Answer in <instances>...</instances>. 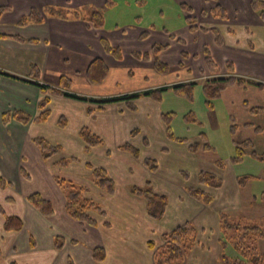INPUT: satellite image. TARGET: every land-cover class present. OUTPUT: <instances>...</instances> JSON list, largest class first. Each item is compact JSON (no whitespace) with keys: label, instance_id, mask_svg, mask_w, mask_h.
Listing matches in <instances>:
<instances>
[{"label":"crops","instance_id":"obj_1","mask_svg":"<svg viewBox=\"0 0 264 264\" xmlns=\"http://www.w3.org/2000/svg\"><path fill=\"white\" fill-rule=\"evenodd\" d=\"M241 1L244 2L243 10L240 7L234 11V14L238 16L239 22L232 26H228L230 24H227L225 27V35L231 38L228 41L223 38V35H220L222 31L217 27L203 29L197 24H194L197 30L193 31L191 29L192 26L188 24L185 36L189 37L191 43L195 46V50L190 51L188 50V41L184 35H181V32L179 33L176 30L166 28H163L164 32H161L159 29L152 27L151 23H144L148 15V10L144 14L145 6L148 2L146 0H0V6L6 5L11 7V11L4 14L0 20V70L26 80L20 81L5 75H0V163L6 169L11 170V172H16L19 175L17 176L18 179L20 175L22 177V168L27 172L26 165L28 164L27 168L32 167L37 173L36 178L27 172L29 174L28 181L32 182L33 178L35 180L39 178L40 184L39 189H35V191H25L18 194V201L21 203V209L18 211L12 209L8 213L6 211L7 207L15 205L16 200L9 193L3 194V196L1 195V238L9 233L19 235L23 230L6 231L4 224L6 218L9 216L20 217L23 220L24 226L28 218L31 220L35 218L36 220L34 222L36 223L53 221L52 219L44 220L49 217L44 218L43 215L28 203L27 197L35 192L41 193L54 206L59 202L60 208L63 210L61 220L64 221V225L68 224L75 229L85 228L70 219L66 214L65 194L55 181L60 171H67L69 179L66 180L77 183V180L80 178V183L77 184L89 188L87 194L89 198L90 194L93 193L105 199H116V205L111 201L113 203L109 206V211L111 212L115 206V209L118 207V224L113 223V213L109 215L107 210H105L106 218H102L104 220V222L101 221L102 225L91 227L101 229L104 233V235L102 234L103 236H99L100 238H98L96 244L92 243L90 245V249L88 250V257L92 258L93 261L94 248L104 247L107 252V257L102 264H130L127 256L131 254L130 259L132 258V254L137 248L136 243L140 240L150 261L149 264H154V252L149 248L148 241H154L157 247H160L163 244V234L172 231L186 222H192L199 231L198 243L194 250L180 264H219L220 255L223 251L219 223L220 214L225 213L223 206L226 203L233 202L234 197L237 198L238 188L241 187L238 183V177L234 180L236 184V188L234 189L227 188L224 182V185L220 189L210 190L214 195V201L211 205H203L187 194L186 187L189 186V180H186L184 177L182 180H179L178 186L181 195L177 200L172 201L164 190L159 189L158 185L157 189L154 181L150 178L152 175H157L159 165L157 171H150L145 166V161L155 159L147 155L141 157V150L153 144L150 136L146 133L145 128H149L152 132L158 131L160 136H162V151L165 152L164 156L169 155L167 146L172 141L166 135V126L162 119V114L164 113L162 112L160 102L149 96H141L134 101L136 106L135 111L129 110L127 103L118 102L90 116L87 113L88 104L85 101L48 94L50 98L49 108L51 110V116L46 123L32 121L27 125H23L15 120H11L6 125L3 122L2 116L11 110H21L32 117H36L39 114L38 104L43 98L41 89L36 84L39 83L41 85L58 88L62 77H67L72 81V93L97 100L134 93H144L176 84L190 83L195 80L191 78L192 68L190 66V56L198 55L202 50L203 58L200 57L201 60H199L198 64V70L201 75L204 71L206 73L208 72L205 63V53L208 50V53L220 68L226 66L228 62H231L235 74L240 77L245 76L246 78L247 75L241 70H238L237 66L243 64V66H246V69H250V63H254L255 61L253 54L255 51L248 49L246 39L245 45H241L234 29H239L245 37L252 35L250 32L251 25L247 21V18L251 19V12L263 25L264 21L251 9L252 0ZM177 2H180L182 5L186 4L184 0H177ZM216 2L219 1L216 0ZM166 3V7L155 3V7L149 8L151 18H154V20L160 17L166 18L167 11L165 9L169 10L171 5L168 1ZM219 5L220 7L223 6V4ZM50 6L64 9L67 13V19L43 15L44 21L41 24H30L26 27L18 26V22L24 16H27L32 9L43 13L44 9ZM86 6L104 12L105 23L102 28L96 29L88 21L71 17L74 11H79ZM11 14L13 16H10ZM208 14L203 12L205 16ZM214 16L216 17L215 19L219 18L216 14ZM228 18L226 11V17H221V19L227 21ZM143 33H147L148 37L141 39L140 37ZM3 35L20 36L24 39H34L37 42L20 43L10 38H3ZM103 39L108 40L112 46L121 48L123 53L121 60H116L106 53L102 44ZM156 44L168 46V49L161 53L160 59L170 67L167 74L178 73L177 76L179 78L177 80L171 81L163 77L160 78L158 75L161 73L156 70L152 58L144 61L136 59L133 56L135 52L151 53L153 46ZM97 58L102 59L106 63L109 67V74L101 84L95 85L89 82L87 70ZM254 64L260 67L264 65V60H257ZM33 65L40 71L39 78H34L31 75ZM207 75L209 76V72ZM180 76L182 77L180 78ZM127 85L132 87H127ZM134 85H137V88H133ZM140 103L143 104L144 109L140 107ZM153 115L155 117V124L148 125L147 119H151ZM62 117H65L67 120V126L65 128H60L59 126V120ZM84 127L90 129L104 141L102 146L92 149L89 153H85V144L79 135L81 129ZM138 135L144 136L142 138L143 147H141V150L137 148L140 152L139 157L136 158L129 152L120 150V147L125 144H130L135 147L132 141ZM39 136L47 138L53 144L61 145L63 152L60 156L49 161H44L40 151L33 142V139ZM173 143L176 145V142L173 141ZM186 145L187 148L184 147V150H182L184 156L191 153L189 145ZM109 152H111V155L108 154ZM123 153H128L130 156L125 157H130V159L135 161L134 168L129 164L125 165L124 162L117 161L113 158H118ZM192 154L197 155L198 153ZM73 156L80 158L81 162L72 164L65 169L53 166L54 162L59 158ZM217 162L216 167L219 168ZM87 164L105 168L108 171L109 176L116 183V192L113 196L107 195L94 185L92 171L87 167ZM136 172L142 174L144 178L142 185H140L141 187H144L147 182H151L153 191L156 194L168 197L169 204L162 219L153 220L148 216L147 202L132 194V185H127L126 190L128 192L126 193V197L120 202L121 200L119 199L121 197L117 196L120 183L118 184L116 180H122L124 178L131 180ZM211 173L216 174L222 179L216 171ZM73 176H78L79 178L76 180ZM167 176L170 177V174L167 173ZM164 183L168 184V180L164 179ZM121 186L124 188L123 183ZM53 189L55 193H53ZM6 190L7 184L3 187L0 185L1 192ZM175 201H177V205L186 204L193 207L196 212L206 216V219L208 217L211 223H194L191 218L187 219V217L177 214L179 217H176L170 223V228L167 232L161 233V231L151 230L150 227L153 222L166 221ZM124 202L126 203L124 204ZM239 202L240 198L238 197L237 203ZM56 216L57 210L55 208V214L51 217ZM105 222H109L110 226H105ZM52 228L53 225H51L50 229ZM71 232L74 231L72 230ZM70 237L72 239L68 241L69 245L79 246V241L75 235H71ZM53 239L52 237V240L48 242V248L53 253H60L66 245L58 250ZM6 248L9 252H15L17 250L13 240ZM28 248L33 252L38 249L36 244L32 246L31 241L29 242ZM229 249V247L226 249V253L230 257L235 258L238 256L235 250H232L235 252V255L229 254ZM81 253L84 252L81 251Z\"/></svg>","mask_w":264,"mask_h":264},{"label":"rangeland","instance_id":"obj_2","mask_svg":"<svg viewBox=\"0 0 264 264\" xmlns=\"http://www.w3.org/2000/svg\"><path fill=\"white\" fill-rule=\"evenodd\" d=\"M146 1L148 2L145 6L144 14H146L148 10V15L145 18L144 23H151L152 27L159 29L161 32H164L163 28L176 30L179 33L181 32V35H184L185 39L188 41V50L190 51H194L195 46L191 43L190 38L185 36L189 18L193 19L195 24L203 29L217 27L220 31H222V33L220 32V35H223V38L228 41L231 38L225 35V27L227 24H230L228 26H232L238 23L239 19L238 16L234 14V11L238 10L240 7H242V10L244 8V2L241 0H218L219 2H216V0H184L186 3L184 5L177 2V0ZM166 1L171 4L169 10L165 9V11H167V17H160L157 20L151 18L149 15V8L155 7V3L162 7H166ZM219 4H223L221 7L227 9L226 11L229 17L227 21H223L221 19L222 11L219 8ZM186 5L191 9L190 11L183 7ZM212 9H214V11L211 12ZM165 11L163 10L164 13ZM203 12L209 14L205 16L203 15ZM215 14L219 18L215 19ZM10 16H13V14ZM247 21L251 25L250 32L252 35L245 37L239 29H234L236 35L238 36L237 38L240 40L242 46L245 45V39L247 40L246 43L248 45V49L255 51L253 53L255 61L264 60V25L258 21L255 16H253L252 12L251 19L247 18ZM190 57V66L192 68L191 78H194V81H197V85L194 87L193 91V100L191 101L187 98L178 96L172 90H169L162 93V99L158 102H160L163 113L176 114L175 118L172 120L171 127L177 137L187 139L190 143H194L200 141L201 133H205L208 143L213 148L212 151H200L197 155L189 153V155L184 156L182 150H184V147L187 148V145L185 143L178 142L174 145L172 141L167 146L169 149V155L164 156L165 152L162 151V136H160L158 131L152 132L149 128L145 129L147 135L150 136L153 143L151 146L141 150V147H143L142 138L144 137L142 135H138L132 143L136 148L141 150V157H145L147 155L153 157V159L157 161L159 171L156 173L157 175H152L150 179L154 181L155 187L157 188L158 185L159 189L164 190L172 201L177 200L181 195L178 184L179 180H182L184 177V174L189 176V186H198V174L201 171H216V173H219L222 177L223 185L225 182L226 187L229 189L236 188L234 181L236 177L253 176L254 179L250 180L246 186L238 188V194L236 197L240 198V202L237 203V198L234 197L233 202H228L223 206V210L225 214L228 215L231 222L241 223L244 226L264 225V160L259 161L251 156L252 151L257 152L260 155H264V113L253 114L251 112V109L254 107H264V89H260L257 86L250 84L246 85L244 88L238 86L231 87L225 90L220 98L212 102L213 107L210 109L207 105V99L203 89V79L211 76V74L209 73L208 76V72L206 73L204 71L205 73L202 72L201 75L198 70L199 60H201L200 57L203 58V50L198 55H191ZM254 63H250V69H246V66H243V64L238 65L237 68L247 75L246 78L251 79L254 82L264 83V65L257 67ZM218 68L220 69V75L227 74L226 66L222 68L218 66ZM177 74L178 73L175 72L173 74L166 73L158 76L160 78L163 77L174 81L179 78ZM181 77L182 76H180V78ZM127 87L132 86L127 85ZM133 88H137V85H134ZM140 107L144 109L142 103H140ZM190 112L194 113L196 123L188 124L186 122L185 117ZM147 123L148 125L155 124L154 115L151 119H147ZM234 126L236 127L235 129L233 128ZM247 140H251L253 149H249L240 162L233 163L232 159L236 156L234 141L244 142ZM125 156L130 155L128 153H123L120 157L113 158L117 161L124 162L125 165L129 164L134 168L135 161L130 159V157L126 158ZM217 161H221L223 163V168L220 169L216 167ZM27 165V172L36 177L37 173L32 167L27 168ZM137 172L131 180L127 178L116 180L118 184L120 183L117 193V196L121 197L119 199L121 200L120 202H122L126 197V193L128 192L126 190V187H128L127 185H142L144 178L142 174ZM15 173L6 169L0 163V176L5 179L7 184V190L2 192L0 191V197L1 195L3 196V194L9 193L14 196L16 200L15 205L7 207L6 211H8V213L10 212L9 210L12 211V209L15 211L21 209V203L18 201L19 193L25 191L32 192L40 187L39 178L36 180L33 178L32 182H29L28 178H25L23 175L22 177L20 175L18 179L17 176L19 175ZM167 173L170 174V177L167 176ZM57 175L60 178L69 179L67 171H60ZM73 178L77 180L79 177L73 176ZM79 179L77 180V183H80ZM164 179L168 180V184L164 183ZM122 183L124 184V188L121 186ZM53 193H55L54 189ZM90 198L98 202L104 210H107L109 215L113 213V223L118 224V207L115 209V206L111 212L109 211V206L113 202L114 205H116L115 198L105 199L93 193L90 194ZM126 202H124V204ZM56 206L54 207L57 210V216L44 219H52L53 221H47V223H36L34 222L36 220L35 218L32 220L28 218V221L19 235H12L9 233L8 235H4L3 238L0 236V264H92L93 262V264H102L96 263L92 260V258L88 257V250L90 249V245H92V243H97L98 238H100L99 236L104 235L103 231L86 225H84L85 228L81 227V229H75L68 224L64 225V221L61 220L63 210L60 208L59 202ZM177 214L179 216L187 217V219L191 218L194 223H211L208 217L207 220L205 218L206 216L196 212L193 207L186 204L177 205V201H175L166 221L158 223L153 222L150 227L151 230L153 229L157 232L161 231V233L165 231L167 232L170 228V223L175 220L176 217H179ZM93 216L96 217L102 225L101 221L104 222V220L95 214ZM51 225H53L52 229H50ZM72 230L74 232H71ZM71 235H75L76 239H78L79 246L69 245L68 241L72 239V237H70ZM58 236L63 237L65 243L64 246H66L60 253H53L48 248V242L52 240V237L55 241ZM12 240L15 242L17 247L15 252H9L6 248L8 244L10 245ZM30 241H33L38 247V249L34 252L28 248ZM136 244L137 248L134 250V253L132 252V258L130 259V254L127 256V260L130 264H149L150 261L140 240ZM255 245L262 253H264V240L257 241ZM229 248L228 253L235 255V252L232 251L234 250L233 247L229 246ZM81 251L84 253H81Z\"/></svg>","mask_w":264,"mask_h":264},{"label":"trees","instance_id":"obj_3","mask_svg":"<svg viewBox=\"0 0 264 264\" xmlns=\"http://www.w3.org/2000/svg\"><path fill=\"white\" fill-rule=\"evenodd\" d=\"M189 11L191 10L187 6H183ZM222 11V17H226L225 9L220 7ZM251 9L256 12L262 21H264V1L263 0H252ZM11 11L10 6H0V20L4 14ZM43 15L49 17H58L62 19H67V13L64 9L58 7H46L43 13H40L36 9H32L27 16H24L19 22L18 26L26 27L30 24H41L44 21ZM72 18L81 19L88 21L96 28H101L105 23V14L103 11L86 6L79 11H74L72 13ZM188 24L192 27L193 31L197 30L194 26L195 22L193 19H188ZM3 38H10L20 43H35L34 39H24L20 36H9L3 35ZM148 37L147 33L141 35V39ZM174 37V36H172ZM181 41V40H180ZM104 50L109 55H112L115 59H122V50L119 47H114L106 39L102 40ZM167 45L156 44L153 46L151 53H133L136 59L148 61L151 58L154 61L156 70L161 74H166L169 72L170 67L168 64L164 63L160 59V55L163 51L167 50ZM206 50V67L208 72L211 74L203 81V89L207 99V105L212 109V102L221 97L222 93L234 86L246 87V85H255L260 89H264V83L254 82L251 79L240 77L235 74L234 67L231 62L226 65L227 74L220 75L217 63ZM109 74V67L102 59H95L87 70V77L90 83L98 85L101 84ZM0 75H5L13 79L20 81H26L20 77L5 73L0 70ZM31 75L34 78L40 77L39 69L33 65L31 70ZM40 87L43 94L42 100L38 104L39 114L32 118L31 115L23 112L21 110H14L3 114L4 124H9L10 121L16 120L17 122L27 125L34 121L36 123H46L51 116V110L49 108L50 98L48 94L68 97L75 100H82L88 104L87 113L92 116L97 111L104 110L107 106L118 103L125 102L127 107L131 111L136 110L134 101L141 96H149L156 101H161L162 93L172 90L176 95L193 100L194 87L197 85V81H192L190 83L176 84L170 87L159 88L156 90H151L144 93H134L130 95L105 98L101 100L86 98L78 96L71 92L73 84L72 81L67 77H62L58 88L49 87L46 85L36 84ZM96 106V107H94ZM253 114H263L264 107H254L251 109ZM175 113H164L162 114V119L166 126L167 138L171 141L178 143H185L189 145V150L191 153L210 152L212 147L207 141L205 133L200 134V141L190 143L187 139L179 138L175 135L173 128L171 127L172 120L175 118ZM185 120L188 124L196 123V117L193 112H190ZM60 128H65L67 126V120L62 117L59 120ZM236 128L235 126L233 127ZM135 133V132H134ZM80 138L85 144V153H89L92 149L100 147L104 144L103 139L93 133L90 129L84 127L81 129ZM34 144L40 151L42 159L44 161H49L55 157L60 156L63 152V147L59 144L51 143L47 138L39 136L33 139ZM234 146L236 150V156L232 159L233 163L240 162L246 155L249 149H253V144L251 140L244 142L234 141ZM120 150L129 152L134 157H139L140 152L137 148L130 144H125L120 147ZM111 155V152L108 153ZM251 156L259 161L264 160V155H260L255 151L251 152ZM81 159L78 157H61L56 160L53 164L56 168L65 169L72 164L80 163ZM145 166L150 171H157L158 164L155 160H146ZM219 168H223V163L221 161L217 162ZM87 167L92 171L94 185L99 189L104 191L107 195L113 196L116 192V183L109 176L108 171L105 168L94 167L91 164H87ZM22 175L29 179V174L25 169L22 168ZM184 178L188 180L189 176L184 174ZM254 179L253 176L238 177V183L241 187L246 186V184ZM57 185L64 191L66 199V214L73 221L86 225L89 227H97L100 225L98 219L93 215H97L101 218H106V212L98 202L89 198L87 196L89 188L84 186H79L72 181L66 180L65 178L57 177L55 178ZM5 180L0 176V185L5 186ZM223 186V180L216 174L201 171L198 175V186H188L186 187L187 194L194 200L202 203L203 205H211L214 201V195L210 190L220 189ZM131 192L133 195L144 199L147 202V214L153 220H160L164 217L167 207H168V197L165 195L156 194L153 191L151 182H147L144 187L132 186ZM28 203L41 215L44 217H51L55 214L54 204L44 197L41 193L35 192L27 197ZM220 231H221V245L222 254L220 255L219 264H264V253H262L255 243L259 240H264V225H252L244 226L241 223L231 222L228 215L225 213L220 214ZM105 226H110L109 222L104 223ZM24 223L20 217L9 216L5 220L4 229L6 231H20L23 229ZM199 231L192 222H186L172 231L162 235L163 244L157 247L154 241H148L149 248L154 252V264H180L185 258L194 250L198 243ZM63 237L58 236L55 240L56 248L62 249L64 247ZM32 246L35 243L32 241ZM232 246L233 249L238 253L237 257H230L226 253V249ZM1 255V249H0ZM107 252L104 247H96L93 250V258L96 263H102L106 260Z\"/></svg>","mask_w":264,"mask_h":264}]
</instances>
